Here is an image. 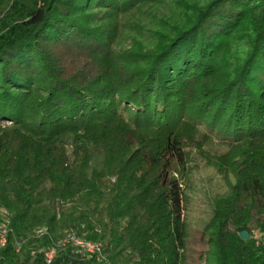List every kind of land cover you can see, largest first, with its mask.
I'll list each match as a JSON object with an SVG mask.
<instances>
[{
	"label": "trees",
	"instance_id": "trees-1",
	"mask_svg": "<svg viewBox=\"0 0 264 264\" xmlns=\"http://www.w3.org/2000/svg\"><path fill=\"white\" fill-rule=\"evenodd\" d=\"M162 1L172 9L138 26L149 35L115 53L116 25L99 28L100 14L141 17ZM14 4L23 17L0 18V208L13 235L102 244L100 261L70 247L51 264H188L185 148L203 127L244 148L202 229L204 264H264V241L240 237L264 234V0ZM40 227L49 235L32 239ZM22 254L9 240L0 264H45Z\"/></svg>",
	"mask_w": 264,
	"mask_h": 264
},
{
	"label": "rangeland",
	"instance_id": "rangeland-1",
	"mask_svg": "<svg viewBox=\"0 0 264 264\" xmlns=\"http://www.w3.org/2000/svg\"><path fill=\"white\" fill-rule=\"evenodd\" d=\"M171 6L172 2L170 1L145 4L141 8L142 12L139 11L143 15L141 17L135 15L133 11L117 13L111 19L106 14H100L102 23L98 22L99 28L102 29L105 25L111 24V22L115 24L114 52L128 50L135 45L134 42L136 40L139 41V38L145 39L149 35L145 29L142 30L139 27L144 25L147 19L151 21L156 18L157 20L161 17V13L167 14ZM161 10L166 11L160 12ZM17 15L23 17L21 15H24V10L15 12L14 0L0 1V18H5L6 16L16 18ZM138 20L141 21L138 22ZM57 45L55 47L52 46V48L65 50L62 47L63 45ZM58 52L63 57L64 54H68L66 51L59 50ZM74 56L76 60L70 59V61L62 57L61 63H63L64 67L66 64V71H73L78 67L79 60L82 56L80 54H75ZM9 123L7 121L5 126L9 125ZM1 126L3 127L4 124H1ZM197 139V142L191 143L185 148L187 165L184 168L182 180L184 191L183 218L186 232L185 242L188 264H204L203 260L207 250V243L202 229L212 217L216 200L229 194L231 185L236 181L234 169L240 159L236 156L244 150V148L238 147L228 152V149L222 146L221 142L217 140V136L207 130L204 131L203 127H200Z\"/></svg>",
	"mask_w": 264,
	"mask_h": 264
},
{
	"label": "built area",
	"instance_id": "built-area-1",
	"mask_svg": "<svg viewBox=\"0 0 264 264\" xmlns=\"http://www.w3.org/2000/svg\"><path fill=\"white\" fill-rule=\"evenodd\" d=\"M48 235L49 232L47 228L40 227L32 232L31 238L37 240ZM249 236L252 238L255 245H259L264 241V234L256 229H251ZM9 240H11L13 250L16 254L21 255L25 250L29 258L35 259L40 256V259L45 264H51L55 255L59 251L70 247L75 253L87 255V257H93L97 261L104 258L102 244L100 242L86 240L82 237L75 236L72 232H66L56 242H51L46 246H36L34 245V242L28 244L29 238L17 239L13 235L12 228L10 226V215L8 211L4 208H0V251L6 247Z\"/></svg>",
	"mask_w": 264,
	"mask_h": 264
},
{
	"label": "water",
	"instance_id": "water-1",
	"mask_svg": "<svg viewBox=\"0 0 264 264\" xmlns=\"http://www.w3.org/2000/svg\"><path fill=\"white\" fill-rule=\"evenodd\" d=\"M240 237H241L242 239H248L249 234H248L247 231H241V232H240Z\"/></svg>",
	"mask_w": 264,
	"mask_h": 264
}]
</instances>
